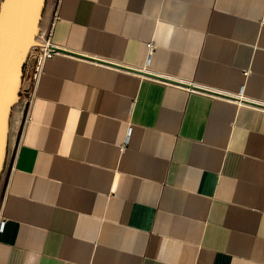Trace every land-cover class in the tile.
I'll return each instance as SVG.
<instances>
[{
	"label": "crops",
	"instance_id": "obj_1",
	"mask_svg": "<svg viewBox=\"0 0 264 264\" xmlns=\"http://www.w3.org/2000/svg\"><path fill=\"white\" fill-rule=\"evenodd\" d=\"M46 2L0 264H264V0Z\"/></svg>",
	"mask_w": 264,
	"mask_h": 264
},
{
	"label": "water",
	"instance_id": "obj_2",
	"mask_svg": "<svg viewBox=\"0 0 264 264\" xmlns=\"http://www.w3.org/2000/svg\"><path fill=\"white\" fill-rule=\"evenodd\" d=\"M47 0H3L0 4V175L8 151L11 113L21 101L26 61L39 41Z\"/></svg>",
	"mask_w": 264,
	"mask_h": 264
},
{
	"label": "built area",
	"instance_id": "obj_3",
	"mask_svg": "<svg viewBox=\"0 0 264 264\" xmlns=\"http://www.w3.org/2000/svg\"><path fill=\"white\" fill-rule=\"evenodd\" d=\"M147 47L149 48V51L152 55L154 49L153 44H148ZM32 52L34 53L35 58H37L38 60H40V62H42L46 59H50L54 57L57 54L58 50L56 49L54 43L51 41L49 37L41 42V46L32 49ZM36 76H37L36 74L34 75L30 74L26 79L24 78V80H26L31 84L34 82ZM4 225H5L4 221H1L0 230H3L5 228Z\"/></svg>",
	"mask_w": 264,
	"mask_h": 264
},
{
	"label": "rangeland",
	"instance_id": "obj_4",
	"mask_svg": "<svg viewBox=\"0 0 264 264\" xmlns=\"http://www.w3.org/2000/svg\"><path fill=\"white\" fill-rule=\"evenodd\" d=\"M3 0H0V3L2 2ZM0 7H1V4H0ZM44 13H45V11H44ZM43 22V21H42ZM41 36V35H40ZM39 41H40V37H39ZM23 79H24V77H23ZM30 88H31V86H26V87H22V89H21V94H20V97L22 96V97H26V98H28L29 100H31V94L29 93V90H30ZM25 93V94H24ZM27 93H29V94H27Z\"/></svg>",
	"mask_w": 264,
	"mask_h": 264
}]
</instances>
